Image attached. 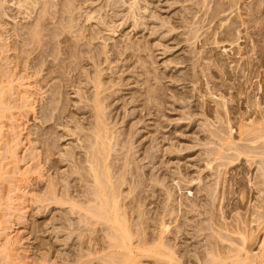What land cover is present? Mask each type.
I'll use <instances>...</instances> for the list:
<instances>
[{
  "label": "bare ground",
  "instance_id": "6f19581e",
  "mask_svg": "<svg viewBox=\"0 0 264 264\" xmlns=\"http://www.w3.org/2000/svg\"><path fill=\"white\" fill-rule=\"evenodd\" d=\"M4 1L5 0H0V37L7 35L6 39L8 42L4 44L7 49L4 50L2 45L0 46V51L2 54L10 51L17 53H15L16 55L12 56V58L10 55L0 57V181H3L1 171H4V166L7 165V162L5 163L6 165L3 164V160L9 157L11 160L8 161H11V163L12 161L13 163H19L20 160L19 157L16 158V154L17 149L22 145L23 147L29 145V152L23 160H21V162H25L26 160L27 162L25 163L28 164L32 163L27 173L31 175V172L34 171V173L37 172L39 174L40 178V174H42V177L45 179V183L43 184L44 188H39L40 183L37 185L35 184L36 186L34 187H38V191L35 190V188L33 189V185L30 186L26 183L29 187L27 191L26 186L20 183V186L13 185L14 187L7 191L11 195L15 194L16 191L21 192L20 195H16V198L13 197L14 195L10 197L11 195L8 194V198L4 194H0V201L3 199L8 203L7 204L6 201H3V203L0 202L1 211H6L3 214L0 213V220L3 221L4 218L12 215L14 218L15 213H17L19 217L17 220H21L19 224L22 225L21 222L25 223L29 221V223L24 225L25 229H28L27 235H32L30 239L32 242H37L35 244L36 246H33L30 241L31 246L29 244L27 249L23 251L26 256L25 254L22 255L24 262L22 264H34L36 262L37 264L38 262H40V264H68L72 260H75V262L79 264L81 262L82 264L84 262L83 258L86 255L84 254L82 243L79 242L78 249L76 248V251L73 253L76 256L74 257L67 252L72 244H70V242L74 241V235V237L79 236V238H81L85 229L83 226H94L102 222H105L107 225L104 226L105 228L100 227L103 228L101 231L104 237L106 234L107 238L111 241V244L109 242L110 250L114 248L115 251L111 250L113 252L109 254L106 251L107 255H111L110 258L114 255L113 258L114 260L116 259V261L111 262L112 264L115 262H117L115 264H125V261L128 263V261H131L130 258L134 257V259H137L140 255H145L148 258L150 256L151 258V254L153 253H158L157 257L160 255L161 264H264V110L260 107L261 103L258 101H251V106L254 107V111H252L249 117H242L240 115L241 122L242 120L246 122L242 123L240 126L242 132L240 141H245L247 144L241 147L236 145L233 149L237 152L236 155L230 156L231 158L228 157L224 153V150L227 149L222 146L220 147H222L221 149H223V152H215V150H211L212 148L208 150L209 157L216 156V158H214L215 160H227L230 162L225 163L222 161L223 164L221 162L219 167H226L227 164L230 165L231 162L236 161L239 156L245 155L248 157L247 159L250 158L253 161L249 162L250 167L255 165L258 172V177H256V179L259 178L260 180L259 182L257 181V186L255 185L257 183H254L253 186L256 188L252 187L257 191V196L259 197L256 199L258 201H255L257 203L250 204V208H245L247 211L243 213L247 212L248 214H243L238 211V209L243 207L241 206L243 203L241 200H238L241 203H237V201L232 203L231 209L234 210L237 217L240 218L234 215V220H232V215L230 220L226 218V215L230 214V212L232 214L233 212L228 206L226 207V204L228 202V194L230 195L231 192L227 191L226 184L223 186L221 185L223 181L219 184L222 187L219 186L218 189V186L210 185L207 182H202V185L197 186L195 184L192 185L195 182L196 176L186 184L182 183L180 180H175L178 179V174L185 175L183 169H181L180 173L177 175H174L176 173L169 174V172H166L165 164L169 159H181L178 155L180 151L176 149V142H178L180 137L173 135L171 131H169L171 133L163 131L166 127V123L162 118L167 115V113L164 112L165 108L163 109V107L166 106L164 90H167L169 87L167 88L164 85H159V89H155L154 91L151 87H148L151 89L147 92V101L141 105L142 109L139 112L127 111L128 113L126 114L123 111V128L125 129L122 127V130L116 129L117 123H114L113 119L118 114V107L114 104L112 105V103L118 100L119 97L116 96L117 89L115 86H117V88L126 86V84H124L126 79L121 75L118 79L115 77V79L118 80H116V82L115 79L113 80L112 78L111 80V78L107 76L110 71V75H114L115 71L113 70L116 68L120 70L121 68L127 67L123 62L131 58L135 48L129 44L126 46L123 45L125 46L123 47L124 49L122 47L121 50L116 49L117 43L114 42L115 46L113 44L112 46L113 48L116 47V50L112 49V46L110 47L111 49H107L106 47L109 46V42L107 43V41L113 39L114 37L110 39L109 37L115 36L117 32H125L126 26L127 28L131 27L135 30L141 27V25H144L143 28L145 29L148 28L146 27L147 22L144 21V19L146 20L147 18L143 15H138L139 12L137 10L139 9L138 4L140 0H132V4H129L130 8L128 7L127 9V14L122 16L121 14L117 15L116 9H122L124 6H128V0H105L104 7L100 9L97 8L99 10L96 9V11L95 9L93 10V6L90 4L97 2L94 0L93 2L90 0V3L89 0H15L16 7H14V9H18L17 11L16 9L14 10L16 11L15 14L16 16H18L17 13L23 15L21 18L25 19V23L18 24V22L15 23L16 21L14 20V24L10 22L12 26H10L9 29L7 28L8 24L2 21V17L4 16L6 18L8 15L3 5ZM230 4L231 3H229V5ZM219 6L216 7V9L214 8L215 11L213 9V13L211 12L212 16H209L213 18L214 14L215 18L217 14L220 15L224 10V6H220L223 8L221 11L218 9ZM226 6L229 8L228 5ZM232 6L233 5H231V8ZM124 9L126 11V7ZM110 12L112 14L109 16ZM113 17H115V20H113L114 24L112 21ZM119 17V22L122 21L123 23H119L117 27L116 21L118 19L116 18ZM14 19H16V17H14ZM139 19L143 20L145 23L142 21V24H138V21L141 23ZM79 22H82L81 24L84 22V24L81 25ZM78 24L81 26L78 27ZM228 29H230V27H228ZM126 30L128 31V29ZM105 33H112L113 35L109 36L107 34L106 38ZM229 36L227 35V37ZM124 37H127L126 34ZM128 37H130V35H128ZM100 40L104 42V44L102 43V47L104 48L97 45ZM174 40L177 42L178 37H174ZM138 44V48H140L139 46H141V44ZM4 60L6 61V63L4 62L6 65L5 67L9 71H6L4 69L5 67H3L4 64H2V61ZM115 60L120 63L118 64L116 62L118 66L115 62L113 63ZM152 62L153 56L148 55V58L142 61L141 65L144 66ZM112 63L117 67H108ZM104 64L108 65L107 67L109 69H107L108 71L110 70L108 74L104 73V71L107 72V69L104 70L105 68L102 67ZM89 65H91L90 68L87 67ZM144 67L146 68V66ZM17 69L19 70L16 71ZM205 70L206 67L201 65V75H197V73L192 76L190 75L189 78H191L193 82H198L200 84L199 86L205 85L208 87L209 82L204 72ZM146 72L148 73L142 76L143 84L146 85V88L148 86L146 82L151 83V81H156L160 83L161 80H163L162 74L156 73L157 71L150 67ZM55 79L57 81L54 82ZM175 79L177 81L178 77ZM178 81H180V78ZM77 84L78 90H76L77 88L75 89ZM12 86L23 88L20 93L16 92L18 93L16 101H20L19 105L15 104L14 106H10L8 103L10 99H14L11 98L12 95H9L11 94L9 90H11L10 88ZM213 86L216 87L217 85L215 84ZM71 89H75L76 91L73 90L72 93H70L69 91H71ZM118 90L122 91L121 89ZM146 90L147 89H145V92ZM71 94L74 96L71 97ZM144 97H146V93ZM178 99L176 100L179 101ZM134 100L138 103L141 101L139 97H134L133 102H135ZM78 102L80 104L75 105ZM123 102L124 101H122V103ZM126 104L128 103L123 104L125 105L123 107H126ZM174 105L175 104H173V107ZM251 106L249 107L250 109L252 108ZM175 107L177 106L175 105ZM220 108H222L224 112L216 109V111H214L216 119L227 121V103H222ZM14 109H17L19 112L22 111L21 115L25 119L30 112L33 113V119L38 122V124L36 123L37 125L35 124L36 128L34 131L29 130L28 133L23 135L21 133L23 132V127L20 132H15L12 135H9L8 132H4L3 128L8 125L4 124V120H11L14 118L13 116L15 115L11 112ZM191 111L190 109L189 112L191 113ZM208 111L211 110L205 107L203 112L208 115L210 114ZM252 114H255L253 119ZM145 116H152L155 122L156 129L155 131L153 129V133L151 132L152 136L150 135L151 138L148 140L155 143V146H158L153 152L147 150L148 152H146L144 156V158L148 160V165H150V167L148 166L149 170L147 169V174L149 172L148 179L151 183V185L148 186L150 188L149 194L153 202L161 203V205L157 204L159 205V210H157L159 212L157 214L155 213L156 217L152 215V218L149 216L148 219H143V211V214H140L139 211L138 213L131 206L133 202H136L139 206L143 205L146 198L143 199L144 196L140 197V195L139 197L134 196L137 197L135 198L136 201H133L131 204L129 203L131 207H128V203L127 205L123 204L126 196H124V193L121 191L123 185H128L129 192L126 194L132 193L130 191L138 188L139 184L142 182L140 177L142 174L136 170V168L139 167L135 165V168L133 167L129 170V164L133 163L136 158V153L133 152L130 147L135 138L140 139L143 136V133H140L138 128L140 130L142 127H146ZM18 119L15 118V120ZM135 119H137V121L131 123V121ZM218 128L217 130L210 131L204 129L202 131L199 130L200 132H193V135L200 138L211 137L218 139L221 142H225L226 145L231 143L232 141L228 142L230 140L226 139L232 136L230 128L228 127L227 131L222 129V132ZM192 129V125H190L189 132L192 131ZM160 139L163 141L174 139L176 142L166 150H162V145H160L162 140ZM66 141L76 142L72 144L73 142L67 143ZM210 159L211 158H209V160ZM120 160H124L122 165L117 164V161ZM125 167L130 171L128 172L129 175L131 174V179L130 176L129 179L126 177L128 172L127 170L124 171V169H127ZM208 167L210 168V164ZM14 169L15 168H13V170ZM18 169L19 168H17V170ZM154 169H157L155 173H153V171H155ZM18 171H16L17 173H14V175L16 174L17 176ZM222 171H220V173L218 172V174L224 172ZM8 173L9 171L7 174ZM14 175H11L12 180L10 181L12 182L13 177L15 179ZM166 175L168 176L167 179L171 182H177L176 185L173 183L175 189H173V191H175V194L178 192L179 195L183 196V194L187 193L186 189L189 188L188 186H193V188L197 187L198 190L196 194H194L193 198L190 196L183 197V200H180L182 199L181 196L179 199L180 201H177L178 197L174 198L171 191L172 185L170 186V184L164 183ZM21 176L25 177V180L27 179L26 175L24 176L22 174ZM23 177L19 178L22 180ZM89 177L92 180V184L85 186L83 183L88 181ZM8 178L11 177L7 175V179ZM200 178H202V176L199 175L198 179ZM8 180L5 181L4 179L7 183L9 182ZM25 180L23 179V183L27 182L29 179ZM17 182L18 181H16V183ZM39 182H41V180ZM9 183L7 185L10 187ZM40 185H42V183ZM0 186L2 187L3 183ZM260 186H262L263 189H261ZM133 187L135 188L133 189ZM5 188L6 185L4 186V189ZM27 196H30V198ZM218 197L220 201H222V207L219 205V209H222H218V212H220L218 215L220 216L219 218H217V210L214 209V202L217 201L216 198ZM12 199H17L20 203L15 205L13 204L15 201H11ZM228 200L230 199L228 198ZM225 201L226 204L224 203ZM250 202L252 203V201ZM56 209H61V212L54 215L53 211ZM213 210H215L214 212L216 213H214ZM134 211L138 213V217L135 216L137 220H135L132 214ZM147 214L148 213H146V216H148ZM198 215H202V218H198ZM213 215L217 217L215 218ZM243 215H247L246 219ZM248 216H252L250 223H248ZM227 217L229 216L227 215ZM235 218L237 219L235 220ZM252 218L254 219L252 220ZM138 221H142V225H140ZM144 221L154 223L156 227L155 230H157V232L154 230L156 232H154V237L151 236L152 231L150 235L149 233H144V231H147L146 229L150 227L144 226ZM3 223H6L5 226L8 224L7 220L5 222H0V234L7 229ZM255 224H258L257 227ZM137 225L146 228L142 230V233L145 235L141 234L144 238L140 236L141 228H138L140 226L135 229L131 228V226L136 227ZM253 225H255L256 229L251 228ZM9 229H11V226ZM92 231L93 228L91 229V232ZM134 231L136 232L134 233ZM149 231L150 230H148V232ZM44 233H47V236L42 238L44 237ZM117 233H120V237ZM258 233L262 234L260 238V234ZM136 234L137 236L135 239ZM168 234H171L172 237ZM27 235L22 237V239L27 238ZM146 235H149L148 238ZM133 238L136 240L134 243L132 242L134 240ZM185 239H189L191 241L190 244H186L189 242L186 241L185 243ZM176 240L178 241L176 242ZM7 241V244L0 246V252L3 253L2 258L3 255L5 257V259L3 258L4 262H2L4 264L9 256L13 257L15 254H12L14 251L12 246L15 241L12 240V238L7 239ZM15 244H17V242ZM95 246L94 244V250H96ZM100 247L102 248V246ZM117 249H126L128 252V260L126 258L127 254L125 253L126 255H122V252L119 253V251H116ZM184 250L188 252L185 253ZM90 251H92L91 248ZM15 252H17V250H15ZM27 253H29V255H27ZM120 254L124 256V261L122 260L123 257H120ZM16 257L17 254L13 258ZM105 258L107 260L109 257L107 256ZM117 258H120V263H118L119 259ZM25 260L28 262H25ZM18 261L21 262V259ZM106 262L108 264L109 261ZM155 263L159 264V262Z\"/></svg>",
  "mask_w": 264,
  "mask_h": 264
},
{
  "label": "rangeland",
  "instance_id": "374dc122",
  "mask_svg": "<svg viewBox=\"0 0 264 264\" xmlns=\"http://www.w3.org/2000/svg\"><path fill=\"white\" fill-rule=\"evenodd\" d=\"M91 1L93 2V0H91ZM94 1H97V2L96 3H90V0H89V3L92 4L93 10L95 9V11L97 8L100 9V8L104 7L103 5L106 2L105 0L104 1L94 0ZM15 2H16L15 0H5L4 4H3L5 9H6V12H8V15L6 16V18L3 16L2 21H4L5 24H8V26H7L8 29L10 28V26H12L10 24V22L12 24H14L13 22H15V21H16L15 23L18 22V24L25 23V19L21 18V16H23V15H20L19 13H17L18 16H16V14H15L16 11L18 10L17 8H15L16 11H14L15 10L14 7H16ZM229 3H231V4L229 5ZM232 3H234L235 5ZM129 4L130 5L132 4V0H128L127 1L128 6H124V8L126 7V11L124 8H122V9L119 8L120 10L116 9L117 15L121 14V16H122L124 14H127V9H128V7L130 8ZM215 4H216V6H215ZM219 5L220 6L223 5L224 10H226V11L223 10V8H222L223 6L220 7ZM226 5H228L229 8ZM231 5H233L232 8H231ZM218 6H219L218 9L220 11L221 10H223V11H222V13L217 11L218 13H220V15L217 14L216 15L217 17L214 18L215 15L213 14V18H212L211 16L213 13V9L214 8L216 9V7H218ZM226 7L228 8V10ZM138 8H139L137 10L139 12L138 15L139 16L143 15V16H145V18L148 19V20L144 19V21L147 22L146 27H148V28L145 29V28H143L144 25L143 26L141 25V27H139L135 30L134 28H131V27L127 28V26H126L125 30H124L125 32H123V33L117 32L115 34V36H110V35H113L112 33H110V34L105 33V36L107 34L110 36L109 39L111 37L112 38L114 37L113 39H110L107 41V43L109 42V46L106 47L107 49L112 48L114 50H116V49L121 50V47L123 48L129 44L135 48L131 58H128V59L124 60V62H123L125 65H127V67L121 68L120 70H118L119 68H116V69L112 68V69H114L113 71H115V74H116V75L114 74L115 76L113 74H112L113 76L110 75L111 71L110 70H109L110 72L108 71V69H109L108 67H114L115 65L113 63L114 62L116 63L117 62L116 60L113 61L112 64H110L111 66L106 65L108 63H106V64H104V66H102L103 68H105L104 70H106L108 68L107 72L104 71V73L108 74V72H109L107 77L111 78V80H112V78L114 80L115 77L118 79V77H120L121 75L124 77V79H126L124 82V84H126V86H124V87L122 86V88L121 87L117 88V86H115L117 89V92H116L117 95L116 96L120 98V99L118 98V100H115L112 103V105L114 104V105H116V107H118V114L119 115L117 114V116H115L113 119L114 123H117L116 129L119 130V129H121V127L123 128V118H124L123 114H124V112H125V114L128 112H131V111L139 112L142 109L141 105L147 101V97H148L147 92L149 91V89L152 88L153 91L155 89L158 90L159 85L160 86L164 85L167 88L169 87L167 90H164L165 91L164 92L165 93L164 98L166 101V104H165L166 106L163 107V109L165 108L164 112L167 113V115L162 118L163 121L165 120L164 122L166 123V127H165L166 129L165 128L164 129L162 128V129L164 132H167V133L172 132L173 135L180 137L179 138L180 141L178 140V142H176L174 139H169V140L163 141L162 139H160V140H162V143L160 145H162L161 146L162 150H166L167 148L171 147L172 144L174 145L176 142V145L178 147V148L176 147V149L178 151H180V152H178V155L181 157V159L180 160L177 158L169 159L168 162H166V164H165L166 165L165 168L167 170L166 172H169V174L176 173L174 175H177L178 173H180L181 169H183V172L185 171L184 172L185 175L183 176V175L178 174L177 177L178 176L179 177H178V179H175V180L176 181L180 180L182 183H185V184L190 182V180H192L194 176H196V179L194 180L195 182L192 185L195 184L197 186H200V185H202V182H204V183L207 182L210 185H215L216 187L218 186L217 187V189H218L219 186L222 187L223 185L226 184L225 186H226V189H228L227 191L231 192L230 195L228 194L229 197L227 196L230 200H228V198H227V201H228L227 204H226V201L224 202L226 204V207L228 206V208L231 209L232 203H234L236 201H237V203H241L240 201H238V200H241L243 202L241 204V206H243V207L238 209V211L242 212V213L244 211H247V210H245V208L246 207L250 208L249 207L250 204L257 203L255 201H258L256 199L259 198L257 196V191L252 188V187L256 188L253 185H254V183H257V181L259 182V180H260L259 178L256 179V177H258V175H257L258 172H257V169L255 168V165L250 167L249 162L252 160L250 158H249L250 159L249 160V159H247L248 158L247 156L242 155V156H239V158L236 161L231 162L230 165L227 164L226 167L225 166L219 167V164H221L222 161L225 163H227L229 161L219 160V159L215 160L214 158H216V156L215 157L214 156L209 157L208 150L212 148L211 150H215V152L216 151L223 152V149H221L223 147V148L227 149V150H224V153L228 157L236 155L237 152H235L233 150L236 147V145L241 147V146H244L247 144L245 141H242V140L240 141V137L242 136L240 126L242 125V123H246L245 120H242V122H241V116L242 117L243 116L249 117L250 114L252 113V111H254V109H253L254 107L251 106L252 105L251 101H253V102L258 101L259 103H261L260 107H261V109L264 110V0H237V1H235V0H147V1L146 0H144V1L140 0V2L138 4ZM220 8H222V9H220ZM12 9H13V11H12ZM99 9H97V10H99ZM215 9H214V11H215ZM145 10H147V11H145ZM88 11H89V9H88ZM140 13H141V15H140ZM110 14H112V13L110 12L109 16H110ZM209 15H211V16H209ZM14 17H16V19H14ZM21 19H23L24 22ZM116 19H118L117 20L118 22L116 21V26L118 27L119 23L122 24L123 22L122 21L119 22L120 17L116 18ZM113 20H115V17H113L112 21ZM139 20L141 21V23H139V21H138V24H142L143 20H141V19H139ZM144 21H143V23H145ZM81 23L79 22V24H81ZM79 24H78V27L83 25L84 22L81 25H79ZM113 24H114V21H113ZM113 24H112V26H113ZM231 25H233V26H231ZM228 27H230L231 30L228 29ZM126 29H128V31ZM225 29H226V31H225ZM131 30H132V32H131ZM227 30H230L231 34H230V31H227ZM226 33L228 36L229 35L230 36L227 37ZM125 34L127 37H128V35H130V37H128V38L124 37ZM231 35H232V37H231ZM6 37H7V35H3L2 37H0V46L3 45L4 50L7 49L4 45L6 42H8ZM174 37H178L177 42H176V40H174ZM106 38H107V36H106ZM229 38H230V40H229ZM101 41L102 40L98 41V44H97L100 47H102L104 44V42L103 41L101 42ZM111 42H113V43H111ZM114 42L117 43L116 44L117 48L116 47L113 48L112 44L115 46ZM138 43H140L144 49L141 46H139L140 48H138V45H139ZM123 45H125V46H123ZM102 48H104V47H102ZM139 49L141 52L139 51ZM15 53H17V52L10 51V52H6V53L2 54L0 51V57L10 55L12 58V56L16 55ZM148 55L153 56V62L151 64H145L144 65V66H146V68H145L141 64H142V61H144L146 58H148ZM4 62L6 63V61L5 60L2 61V64H4L3 67L6 66ZM117 63L120 64L119 62H117ZM0 64H1V62H0ZM118 64H117V66H118ZM201 65L206 67V70L204 72L208 78V82H209L208 87L210 86L209 88L206 87L205 85L199 86L200 84L198 82H193V81H191L192 79L189 78L190 75L192 76V75L197 74V73H198L197 75H201V73H202L201 72ZM90 66L91 65H89L87 67L90 68ZM117 66H115V67H117ZM149 67L151 69H154L155 71H157L156 73H159L160 75L162 74L163 80H161L160 83L159 82L157 83L156 81H151V83L145 81L146 84L148 85L146 88V85L143 84L144 82H143L142 76H143V74L148 73L146 71H148ZM4 69L6 71H9V70H7L6 67ZM18 70L19 69H17L16 71H18ZM133 71H136V72H133ZM110 76H112V77H110ZM176 77H178V80L180 78V81H178V80L176 81V79H175ZM117 79H115V81ZM183 79H189V80H183ZM55 81H57V80L55 79L54 82ZM215 84L217 85L216 87L213 86ZM148 87H151V88H148ZM15 88H16L15 86H12L10 88L12 91L9 90V93H11L9 95L10 96L12 95L11 98H14V99H10L11 102L10 101L8 102L10 104V106H12V105L14 106L15 104L16 105L20 104V101H16V98H17V94L20 93L23 88L22 87L21 88L18 87L16 89ZM214 88H215V90H214ZM75 89L78 90V84L75 87ZM75 89H71V91H69V92L72 93V91ZM118 89H121L122 91H119ZM142 89H143V91H142ZM145 89H147L146 92H145ZM16 92H18V93H16ZM144 92L146 93V97H144L145 96ZM177 94L179 96L180 95L181 96L179 97ZM138 95H140V96H138ZM73 96L74 95L71 94V97H73ZM134 97H139L141 99V101H140L141 103L140 102L138 103L135 100H134L135 102H133ZM176 99H178L179 101H177ZM122 101H124V102L122 103ZM224 102L227 103L226 114H227L228 120L227 121H223V120L220 121V120L216 119V117H215L216 114L214 111H216V109H218V110L224 112V110L222 108H220V105ZM125 103H128V104H126V107H123V106H125V105H123ZM79 104L80 103L78 102L75 105H79ZM131 104H133V105H131ZM173 104H175L177 107H175V105L173 107ZM249 105L252 107L251 109L249 108L250 107ZM171 106L173 107V109L174 108H176V109L173 110ZM205 107H207L208 110H211V111H208L210 114L207 115L205 112H203ZM190 109L192 110L191 111L192 114L189 112ZM11 112L15 116H13L14 118H12L11 120H4V122H5L4 124L5 125L8 124L6 127L3 128L5 133L8 132L9 135H12L15 132H20L23 127H24L23 132H21L23 135L28 133L29 130L34 131V129L36 128L35 124L36 123L38 124V122L33 119L34 115L32 112H30L27 115L28 117L26 119L23 118V116L21 115L22 111L19 112L17 109L16 110L14 109ZM254 117H255V114L254 115L252 114V119ZM15 118L16 119L19 118V119L15 120ZM135 121H137V119L132 120L131 123H133ZM145 124H147L146 127H142L140 130L138 128V131L140 133H143V136L140 139L135 138L132 141L130 148L133 152L136 153V156H135L136 158H135L133 163L129 164V168H130L129 170H131V168H133V167L135 168V165L139 167V168H136V170H138L142 174V175H140V177L142 179V182H141L142 184L140 183L141 186L139 184L138 188H136V189H134L135 187H133L134 190H131L130 192H132V193H129V194H126L129 192L128 185H125V186L123 185L122 186L123 188L121 187L122 188L121 191L124 193V196H126L123 204L127 205V203H128V205H129L128 207L132 206V208L134 210H136L137 212L139 211L140 214H143V212H144L145 215L143 214V216H142L143 219L144 218L148 219L149 216L152 218V215L156 217V214L159 212V211H157V210H159L158 206L161 205V203L153 202L152 201L153 199H151V197H150V194H149L150 188L148 187L151 185V183L148 179L149 172L147 174V169L149 170L150 165H148L149 163H147L148 160L144 158L146 152H148V151L153 152L156 149V147H158V146H155L156 145L155 143H153L152 141L150 142L148 140L151 138L150 135H151V132L153 133V129H154V131L156 129L155 122H154L152 116H145ZM189 124L192 125V128H193L192 131H190V132H189V130H190ZM20 125H22V126L19 127ZM228 127L230 128V132L232 133V136L230 138L227 137L226 139L230 140L228 142H231V141L232 142L228 143L227 145L225 144V142H221L218 139H214L211 137L203 138L202 136H201L202 138H200V137H195L193 135L194 134L193 132H200L199 130L202 131L203 129L210 131V130H217V128H218L219 130H221V132L223 130L227 131ZM58 129L61 130L60 128H58ZM123 129H125V128H123ZM169 131H171V132H169ZM136 139H137V141H136ZM71 142H73L72 144H75L76 141L75 142L71 141ZM71 142L68 141L67 143H71ZM23 144H25V143H23ZM223 144H224V146H223ZM220 146H222V147H220ZM28 147H29V145H27L26 147H23V145H22L19 149H17L16 158L19 157L20 162H21V160H23V158L29 152ZM174 154H172V155H174ZM4 157H6V156H4ZM8 158L3 160V164H5L7 162V165L5 164L6 166H4V171H1L2 172L1 173L2 178H3V181H0V185L3 183V186L2 187L0 186V189L2 191V192L0 191L1 195L4 194L5 196H7L9 198V195H11V194L7 192L8 189H11L16 185L20 186V183H22V185L26 186L27 191L29 190V187L27 186L26 183H28V185H30V186L33 185V189L35 188V190H37V191L39 188L41 189V187L44 188L43 184L45 183V179L42 177V174H40L41 175V178H40V176L37 172L34 173V171H32L31 175L29 173H27L29 170V167L32 163H29V164L25 163V162H27L25 160V162L22 161L23 163L22 162L21 163L20 162L19 163L14 162L15 163L14 164L13 161H12V163H11V161H8V160H11V158H9V159ZM209 158H211V159L209 160ZM212 158H213V160H212ZM207 161H208V163H207ZM223 162H222V164H223ZM123 163H124V160L117 161L118 165H122ZM209 164H210V168L208 167ZM218 167H219V169H218ZM13 168H15V169L13 170ZM17 168H19L18 169L19 171L17 170ZM125 168H127V167H125ZM125 170H127V172L129 171L128 168L124 169V171ZM8 171H9V173L7 174ZM13 171H15V172H13ZM16 171H18L17 176H16V174L14 175V173H17ZM156 171H157V169L155 171H153V173H155ZM220 171H222L223 173L218 174V172L220 173ZM129 172H128L126 177L129 179V176H130V179H131L132 177H131V174L129 175ZM26 173L29 175H27ZM6 174L9 177H11V178H8L9 180L7 179ZM22 174L24 176L26 175V178L29 179L28 181L30 183L31 182L32 183L30 184L28 181L23 183V179L25 180V177L21 176ZM157 174H159V173H157ZM11 175L15 176V179L13 177L14 183L12 181H10V180H12ZM199 175L202 176V178L198 179ZM19 177L20 178L23 177V179L21 180ZM167 177L168 176L166 175L164 183L170 184V186L172 185L171 191H172V194L174 195V198L178 197L177 201L183 200L184 199L183 197H186V196H190L193 198L194 194H196L198 188L197 187L193 188V186H191V187L188 186L189 188L186 189L187 193L183 194V196L179 195L178 192L175 194V191H173V189H174L173 185L174 184L176 185L177 182L176 183H174V181L171 182L170 180L167 179ZM17 178H18V180H17ZM4 179H5V181L8 180L9 182H12L13 184L8 182L10 185V187H9L7 185L8 183L5 182ZM19 179H20V181H19ZM38 179H39V181L41 180V182H39ZM169 179H171V178H169ZM16 181H18V182L16 183ZM91 182H92V180L89 177L88 181L84 182L83 184L85 186H89L92 184ZM39 183L40 184L42 183V185H40ZM129 183H131V182H129ZM220 183L222 186L219 185ZM35 184L36 185L39 184V188L34 187V186H36ZM5 185H6V188L4 189ZM255 185L257 186L258 183ZM139 188H141V189H139ZM260 188L263 189L264 186H263V188H262V186H260ZM188 191H191V192H188ZM250 191H252V192H250ZM254 191H256V192H254ZM188 193H190L191 195ZM20 194H21V192L16 191L15 194H12V195H14L13 197L16 198L17 197L16 195H20ZM12 195L10 197H12ZM139 195H140V197L144 196L143 199L146 198L144 201L145 203L143 205H140V206H139V204L137 205L136 202H133V201H136L135 198L139 197ZM197 195H199V194H197ZM30 196H32V195H30ZM30 196H27V197L30 198ZM134 196H137V197H134ZM181 196H182V199H180ZM164 197H165V195H164ZM218 198H216L217 201L214 202V209L217 210V213L214 212L215 210H213V212L216 213L217 216L220 213L218 211L222 209V208L219 209V205L222 207V205H221L222 201H220V198L219 199ZM3 201H6V200L2 199V201H0V202L3 203ZM11 201H15V202H13V204H15V205L20 203L17 201V199H12ZM250 201H252V203ZM246 202H247V205L249 203L248 206L246 205ZM6 203H7V201H6ZM129 203L130 204L132 203L131 206ZM224 203H222V204H224ZM157 204H159V205H157ZM2 207H4V206H2ZM2 210L4 211L3 208H2ZM231 211L233 212L232 214L230 212L231 216H230V214H227L230 218L227 217V215H226V218L231 220L232 215H233L232 220H234V217H235L234 215H236V217H237V214H235L234 210L231 209ZM5 212L6 211L2 212L1 207H0V213L3 214ZM25 212H26V210H25ZM60 212H61V209H56L53 211L54 215H57ZM153 212H154V214L155 213L156 214L154 215ZM138 213H135V211H134L132 214L134 217L135 216L138 217L137 216ZM146 213H148L147 214L148 216H146ZM245 213L248 214L247 212H245ZM245 213H243V214H245ZM198 214H199V212H198ZM221 214H222V212H221ZM196 215H197V213H196ZM215 215H213V216L216 218L217 216H215ZM243 216H245V215H243ZM136 217H135V220H137ZM199 217L202 218V215L201 216L198 215V218ZM219 217L220 216H218L217 218H219ZM246 217H247V215L245 216V219H246ZM251 217L252 216L249 217L250 219L247 218L248 223H250ZM18 218H19L18 214L15 213L14 218L12 215L10 217L4 218L3 221L0 220V222H5L7 220V223H8L6 226H5L6 223H3L4 226L7 227V229L4 232H1V234H0V246L7 244V242H8L7 239H9V238H12V240H14L15 243L17 242V244L14 243V245H13L14 247L12 246V248L14 249L12 254L15 253L14 256L17 254V257L13 258L14 256L13 257L9 256L8 257L9 259L7 258V261L5 260V264H13V263L14 264H22V263H24L22 255H24L25 253H23V251L25 249H27V246L29 244L31 246L30 241L32 242V240H30V239H31L32 235H30V234L27 235L28 229H25V226H24L26 223H29V221L25 222V223L21 222L22 223V225H21V224H19V221H21V220H17ZM237 218H240V217H237ZM237 218H235V220ZM29 219H31V218H29ZM140 219L143 220L142 218H140ZM253 219L254 218H252V220ZM138 220H139V218H138ZM227 221H229V220H227ZM148 222L146 221L145 224L143 223L144 226H147V227L150 226V227H148V229H146L144 226H143V228H142V226H140V225H142L141 224L142 221H138V223L140 225H137L136 227H132L134 225L133 224L131 226V228L135 229L138 226H140V227H138L139 229L141 228L140 236L143 237V235H145L147 233H149V235H150L151 231H152L153 235L151 234V236L154 237L155 233L157 232V230H155L156 227L154 226L153 222H150V221H148ZM136 223H137V221H136ZM231 223H234V222H231ZM17 224H19V225H17ZM106 225L107 224L105 222H102L101 224L94 225V226H91V225H88L86 227L83 226L85 229L83 231L84 233L82 234L81 238H79V236L74 237L75 236L74 235L73 236L74 241L70 242V244L72 243L73 245L71 244L72 247L70 246L69 250H67L69 255L76 257L75 254H73V253L76 251L75 250L76 248L78 249L79 242H80V243H82L81 245H82L84 252H85V253L84 252L83 253L86 254L85 257L83 258L84 262L82 264H98V263L99 264H107L106 261H109L108 264L109 263L112 264L111 262L116 261V259L114 260V258H113L114 255L112 258H110L111 255L110 256L107 255V252H108V254L113 252L114 248L111 249L113 251L110 250L109 242L111 244V241L107 238L106 234L104 237V234L101 231V229L105 228L104 226H106ZM255 225H253V227L251 226V228L256 229L258 224L256 225V227H255ZM10 226H11V229H9ZM87 227H88V229H87ZM100 227H103V228H100ZM92 228H93V231L91 232ZM144 228L147 230V231H144V233L146 232L145 234L142 233V230ZM148 230H150V231L148 232ZM135 232L136 231H134V233ZM24 234L27 235L26 236L27 238L22 239V237H25ZM119 234L120 233H117V235L120 237ZM141 234H143V235H141ZM258 234H260V233H258ZM43 235H44V237H42V238H45L47 236V233L46 234L44 233ZM149 235H146V237L148 238ZM168 235H170V237H172L171 234H168ZM261 235L262 234L259 235V238ZM136 236H137V234L135 235V239H136ZM16 239H17V241H16ZM135 239L132 241L133 243H134V241H136ZM177 241L178 240H176V242ZM186 241H188L189 243H186ZM190 242L191 241L189 239L188 240L185 239L186 244H190ZM36 243L37 242L34 241V242H32V245L36 246L35 245ZM94 244L96 245L95 246L96 250H94ZM100 244H102V245H100ZM100 246H102V248ZM90 248L92 249V251H90ZM190 249H192V248H190ZM15 250H17V252H15ZM116 251H119V253L122 252L121 253L122 255L125 253L126 254L128 253L126 251V249H117ZM187 252L185 251V253H187ZM2 254L3 253L0 252V255H1L0 262L1 263L4 262L3 258L5 259L4 255L2 258ZM121 254H120V257H123L122 260L124 261L125 260L124 256H121ZM157 254L158 253L151 254V258H150V256L148 258L145 255H142L143 257L140 255L141 257L138 256L137 259H134V257H132V258H130L131 261H128V263L125 261V264H143V263L144 264H156L155 262H159V264H161L162 262L159 258L160 255H158V257H157ZM18 255H19V257H18ZM27 255H29V253H27ZM25 256H26V254H25ZM107 256L109 258H107V260H106L105 257H107ZM118 256H119V254H118ZM145 257H147V258H145ZM126 258L128 260V254H127ZM158 258H159V260H158ZM16 259H17V261L21 259V262L20 261L17 262ZM117 259H119L118 263H120V258H117ZM26 261L27 260H25V262ZM132 261H134V262H132ZM104 262H106V263H104ZM115 263H117V262H115ZM2 264H4V263H2ZM34 264H37V262ZM38 264H40V262H38ZM68 264H79V263L75 262V260L74 261L72 260ZM80 264H81V262H80Z\"/></svg>",
  "mask_w": 264,
  "mask_h": 264
}]
</instances>
